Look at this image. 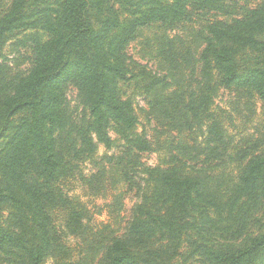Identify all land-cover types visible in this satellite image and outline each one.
<instances>
[{
	"label": "trees",
	"instance_id": "trees-1",
	"mask_svg": "<svg viewBox=\"0 0 264 264\" xmlns=\"http://www.w3.org/2000/svg\"><path fill=\"white\" fill-rule=\"evenodd\" d=\"M227 1L0 0V264H44L50 256L55 264H81L79 257H56L47 207L64 213L65 232L83 229L85 209L56 182L100 144L111 148L109 130L123 142L128 187L136 176L139 183L123 231L95 239L104 241L101 264H174L183 243L184 261L264 264V151L230 152L207 95L213 82L264 101V0L228 21L206 22L197 58L184 40L160 51L170 73L189 66L193 76L166 99L163 166L142 163L141 153L164 146L137 130L136 108L118 90L132 73L126 48L140 29L175 26L200 10L224 11ZM7 48L29 52L26 68L9 73ZM133 76L145 93L162 83L143 67ZM69 85L81 105L78 119L68 110ZM176 127L189 138L182 145L169 139ZM232 160L236 168L226 169Z\"/></svg>",
	"mask_w": 264,
	"mask_h": 264
},
{
	"label": "rangeland",
	"instance_id": "rangeland-1",
	"mask_svg": "<svg viewBox=\"0 0 264 264\" xmlns=\"http://www.w3.org/2000/svg\"><path fill=\"white\" fill-rule=\"evenodd\" d=\"M260 0H228L227 9L224 11L193 12L189 20L183 21L175 26H168L162 23H155L138 31L136 38L126 48L128 65L137 75L143 67L145 71L155 72L161 77L162 83L154 91L145 93L139 83L138 76L134 78L129 73L118 83L120 96L129 98L136 112L138 113L137 130L145 133L150 141L155 142L159 137L163 149L146 151L141 153V161L145 166H163L167 155V134H161V129H169L166 120H163V110L166 106V99L174 92L177 84L186 85L190 78V70L183 68L169 72V66L162 54L165 47L173 42L184 40L192 48L195 58L204 46L202 26L208 21H228L237 17L241 11L248 7L255 6ZM28 51L21 48L19 53L6 49L5 65L9 73L18 69L26 68ZM175 77V78H172ZM184 79V81H183ZM185 83V84H183ZM196 84L195 81L190 86ZM208 87V107L221 120L226 131V139L229 151H243L248 155L264 151V101L258 96L246 90H226L211 82ZM187 89V88H183ZM183 89H180L182 92ZM68 110L73 119L83 115L81 105L77 98V90L73 85L65 89ZM153 108V111L150 108ZM150 110V113H149ZM162 123V124H161ZM170 138L174 137L182 145L189 138L186 131L181 128H171ZM112 138L111 148L99 145L95 154L90 159L79 162L74 174L59 179L57 186L68 195L73 202L82 206L86 214L82 220L83 229L78 232H65L64 213L57 208L47 207V213L52 219L53 251L56 257L70 261L80 258L81 264H101L100 254L104 241H97L96 238L103 235L109 236L120 234L128 219L130 208L136 201V183H139V176L134 179V186L128 187L123 176L124 161H120V149L123 142L118 136L109 130ZM201 136L197 139L200 141ZM178 139V140H177ZM164 141V142H163ZM183 141V142H181ZM232 160L227 166L228 170L235 169L236 163ZM185 243L181 245L180 254L174 258V264H203L200 259L192 258L184 261L187 253ZM66 253V254H63ZM182 254V255H181ZM76 262V261H74ZM44 264H55V257L50 256Z\"/></svg>",
	"mask_w": 264,
	"mask_h": 264
}]
</instances>
